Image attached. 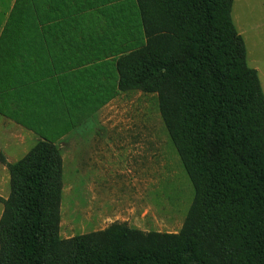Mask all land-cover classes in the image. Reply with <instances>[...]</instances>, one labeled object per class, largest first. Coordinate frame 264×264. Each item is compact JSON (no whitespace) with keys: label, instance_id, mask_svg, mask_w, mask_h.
<instances>
[{"label":"rangeland","instance_id":"374dc122","mask_svg":"<svg viewBox=\"0 0 264 264\" xmlns=\"http://www.w3.org/2000/svg\"><path fill=\"white\" fill-rule=\"evenodd\" d=\"M10 2L0 0V262L19 256L27 218L28 188L7 164L23 161L39 142L54 152L42 194L45 262L78 260L79 238L107 259L116 248L131 255L181 247L195 192L159 93L117 87V59L146 42L133 0L105 27L66 36L35 34L33 20ZM239 15L247 65L264 96V10L257 4ZM235 227L228 213L224 225L195 236L206 264H254Z\"/></svg>","mask_w":264,"mask_h":264},{"label":"trees","instance_id":"16d2710c","mask_svg":"<svg viewBox=\"0 0 264 264\" xmlns=\"http://www.w3.org/2000/svg\"><path fill=\"white\" fill-rule=\"evenodd\" d=\"M233 0H136L146 42L116 62L117 87L159 93L160 114L193 185L184 244L169 253L121 248L96 258L78 239L68 264H206L197 234L236 224L238 247L264 264V96L231 17ZM248 114L249 118H248ZM253 123L252 125H250ZM54 152L39 142L9 173L28 188L19 256L0 264H50L40 252L42 194Z\"/></svg>","mask_w":264,"mask_h":264},{"label":"crops","instance_id":"0c3cea01","mask_svg":"<svg viewBox=\"0 0 264 264\" xmlns=\"http://www.w3.org/2000/svg\"><path fill=\"white\" fill-rule=\"evenodd\" d=\"M10 7L17 8L21 18L33 20V31L41 34L66 36L79 33L81 28H103L106 21L120 18L126 9V0H10ZM246 3L245 6L243 4ZM264 10V0H233L232 19L239 34L245 30L239 27V13L252 11L255 5ZM132 0H128L131 7ZM133 6L137 9L136 0ZM48 29V30H45ZM244 39V37H243ZM245 42V41H244Z\"/></svg>","mask_w":264,"mask_h":264}]
</instances>
